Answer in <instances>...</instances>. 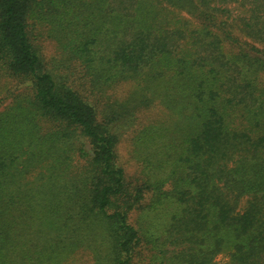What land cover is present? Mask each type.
<instances>
[{"label":"trees","instance_id":"1","mask_svg":"<svg viewBox=\"0 0 264 264\" xmlns=\"http://www.w3.org/2000/svg\"><path fill=\"white\" fill-rule=\"evenodd\" d=\"M224 251L264 264V0H0V264Z\"/></svg>","mask_w":264,"mask_h":264},{"label":"rangeland","instance_id":"2","mask_svg":"<svg viewBox=\"0 0 264 264\" xmlns=\"http://www.w3.org/2000/svg\"><path fill=\"white\" fill-rule=\"evenodd\" d=\"M157 112H154L152 113L153 116H155ZM120 149H121V152L123 153H126L128 152L129 150V147H128V144L127 143H121V146H120ZM162 214V210H158L157 212H154V213H149L147 214V217L144 218L143 220V226H146L147 223L149 222H152L155 220H157L159 222V225H161V229H159V234H162L163 232V229H164V226H165V218H164V215H161ZM137 219V215H133L132 218H131V221L133 224H135V221ZM167 235H161L160 239H166ZM167 255L166 257H169L171 255V251H174V250H181V247H178L175 246V245H167ZM215 263L216 264H229L230 263V252L229 251H224L223 253L219 254L216 259H215ZM142 264V263H140ZM145 264V263H144Z\"/></svg>","mask_w":264,"mask_h":264}]
</instances>
